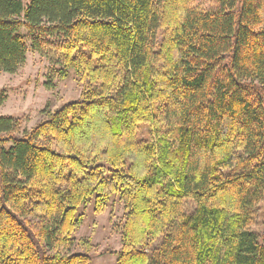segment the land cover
<instances>
[{
	"label": "trees",
	"instance_id": "1",
	"mask_svg": "<svg viewBox=\"0 0 264 264\" xmlns=\"http://www.w3.org/2000/svg\"><path fill=\"white\" fill-rule=\"evenodd\" d=\"M195 3L0 0V71L33 51L83 85L31 130L0 117V264H91L78 211L113 196L117 264H264V0Z\"/></svg>",
	"mask_w": 264,
	"mask_h": 264
},
{
	"label": "rangeland",
	"instance_id": "2",
	"mask_svg": "<svg viewBox=\"0 0 264 264\" xmlns=\"http://www.w3.org/2000/svg\"><path fill=\"white\" fill-rule=\"evenodd\" d=\"M27 9L31 0H21ZM196 6L212 9L214 0H196ZM26 34V30H22ZM53 65L38 53L30 51L26 63L14 74L0 71V92L6 91L7 101L0 106L1 116L24 120V129L31 130L43 121L49 112L60 109L71 101H79L83 85L75 71L66 79H53ZM52 81V86L47 84ZM188 212L195 210L192 200L185 201ZM83 223L73 237L74 253L88 254L91 264H117L123 247V228L126 221L124 203L113 196L102 212L95 211L94 199L80 207ZM250 230L261 237L264 233V202L254 211V223Z\"/></svg>",
	"mask_w": 264,
	"mask_h": 264
}]
</instances>
